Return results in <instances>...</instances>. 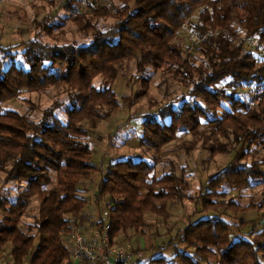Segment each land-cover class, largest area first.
Instances as JSON below:
<instances>
[{
    "label": "trees",
    "instance_id": "16d2710c",
    "mask_svg": "<svg viewBox=\"0 0 264 264\" xmlns=\"http://www.w3.org/2000/svg\"><path fill=\"white\" fill-rule=\"evenodd\" d=\"M44 2L53 15L48 13L35 38L11 47L0 40V251L9 249V260L17 264H71L67 242L90 206L80 188L99 170L92 163L90 134L120 109L114 84L129 67L131 106L149 94L158 74L157 87L165 90L160 109L143 117L141 149L159 154L178 142L188 156L200 148L209 153L201 161L204 170L217 155L232 160L201 183L196 196L190 195L189 163L178 170L171 161L170 171L159 177V157L153 165L143 157L112 162L97 187L96 202L105 205L94 224L99 233L108 230L115 246L131 232L144 234L147 217L167 222L171 206L187 201L196 210L177 237L185 251L172 261L264 264V94L246 90L264 85V52L258 48L264 46V0ZM103 19L114 22L101 24ZM68 21L87 38L85 44L43 40ZM186 23L198 43L185 35ZM50 90L65 100L56 96L39 110L40 120L2 107ZM246 190L260 192L262 201L254 193L244 204ZM33 199L39 200L38 214L26 224ZM250 211L257 216L239 217Z\"/></svg>",
    "mask_w": 264,
    "mask_h": 264
},
{
    "label": "rangeland",
    "instance_id": "374dc122",
    "mask_svg": "<svg viewBox=\"0 0 264 264\" xmlns=\"http://www.w3.org/2000/svg\"><path fill=\"white\" fill-rule=\"evenodd\" d=\"M82 8L85 9V4L82 5ZM53 10L52 6L46 4L44 0H0L1 44L4 47H11L26 42L31 38H35L39 32L37 28L40 27V25L42 26L46 21L48 22V13L53 15ZM66 14L67 13L62 12L61 15L62 17H66ZM113 22L114 21L111 19H103L101 24H112ZM41 37H43V40L46 42H54L55 38H58L63 42L77 40L82 45L86 43L87 39L84 34L78 31L76 25L70 21H68L64 27L56 28L50 38L45 34ZM19 50H22V48H19ZM192 50L193 49L190 51ZM125 72L126 75L119 76L114 84V91L121 105L120 109L111 118L103 121L96 130L92 131L89 138L93 149L92 163L99 170L92 174L89 179L82 182L83 187L80 188L79 194L82 197L90 199V206L84 213L87 214L88 221L83 225L79 224V227L76 229L88 238H91L89 234L95 231L94 226H91V222L95 220V215L100 219V217H102L101 210L103 211V208H105V205L101 206V208L99 207L96 202V193L99 182L102 180V177L105 176L112 162L128 158L138 159L143 157L144 161L153 165V159L159 157L161 158V162L157 164L156 169L157 176L159 177L165 174V172L167 173L170 171L168 164L171 163V161L176 164V169L178 170H180V167L185 163H189L190 167L187 169L189 171L187 176L192 182L190 195L196 196L200 184L206 182L209 176H213L218 171L225 169L232 160V156L217 155L214 159L212 158V160L209 161L210 168L204 170L201 161L207 160L209 158V153L200 148L192 151L188 156L183 150L178 149L180 145L178 142L165 146L159 154H155L151 150L141 149L140 137L143 134V117L147 114L155 113L160 109L159 102L165 101V90L158 89L157 87V84L161 82V75L158 74L151 84L149 94L141 98L136 105L131 106L134 93V80L132 77L134 76V71L128 67L125 69ZM101 82L102 80L99 79L97 85ZM56 96L61 101L65 100V97L60 95L57 90H50L46 93L25 94L22 100L4 104L2 107L30 114L35 120H40L42 114L39 113V110L50 107L55 101ZM154 102L156 105L153 104ZM32 104H34V108H32ZM35 106L37 107L36 109ZM156 106L159 107L157 108ZM58 114L60 116L64 115L62 111ZM184 139L187 142H194V139L189 136ZM0 176L1 187V180L4 175L0 174ZM13 187L14 186L10 185L6 191L12 190ZM254 193L256 195L255 199L261 202L263 198L260 192L256 193V191L251 190H246L242 193V202L244 204L249 203V197ZM238 197H240V195H238ZM101 202L104 203V201ZM184 205L183 207V205L173 204L170 209L172 217L167 222H163L153 216L147 217L148 226L144 228V234L140 232H131L127 234L126 240L122 241L120 238L115 246L129 248V254H132V248H139L140 250H146V248H148V250L141 253L139 252V254L135 256L133 259L134 264H160L156 261H151L159 257L169 261L167 263L163 262L162 264H181L180 258L172 261L178 253L184 252L186 248L181 237L177 239L179 236L178 232L184 229L187 218L196 210L193 207L194 204L187 201ZM38 206L39 200L33 199L28 209V216L24 220L26 224L34 223V216L38 214ZM249 215L251 214L240 213L239 217L247 218ZM249 231L250 227L246 228L243 232L247 233ZM128 239L129 242L127 241ZM170 242L173 243L170 248L155 254L157 251L155 249L167 246ZM8 250L6 249L3 252L0 251L1 263L9 259L7 256ZM133 257L134 256H131V258ZM262 260L264 262V255ZM210 263L216 264L214 260H211Z\"/></svg>",
    "mask_w": 264,
    "mask_h": 264
},
{
    "label": "built area",
    "instance_id": "2783aa9c",
    "mask_svg": "<svg viewBox=\"0 0 264 264\" xmlns=\"http://www.w3.org/2000/svg\"><path fill=\"white\" fill-rule=\"evenodd\" d=\"M182 29L192 44L199 42L200 38L187 23L182 26ZM258 48L264 52V46H259ZM246 90L252 96H258L264 94V85L261 88L249 87ZM104 215L109 217L108 213ZM98 236H100L99 239L90 240L82 232L75 230L67 242L70 250L69 262L71 264H118V262H120L119 264H132L129 248L111 246L108 230ZM0 264L17 263L8 259L5 263L0 262Z\"/></svg>",
    "mask_w": 264,
    "mask_h": 264
},
{
    "label": "crops",
    "instance_id": "0c3cea01",
    "mask_svg": "<svg viewBox=\"0 0 264 264\" xmlns=\"http://www.w3.org/2000/svg\"><path fill=\"white\" fill-rule=\"evenodd\" d=\"M250 198V197H249ZM257 212H255V211H250L249 213H247V214H251V215H249L247 218L249 219V218H253V217H255V216H257V214H256ZM192 214V213H191ZM190 214V215H191ZM189 215V216H190ZM80 217H82V218H80ZM78 219H77V222H78V227H79V224L80 225H83L85 222H87L88 221V218H87V214H84V215H82V216H80ZM87 218V219H86ZM247 218H245V219H247ZM80 219V220H79ZM98 217L95 215V220L93 221V222H91V226H94V230L95 231H92L89 235H90V237L91 238H89L90 240H94V239H99L100 238V236H98L100 233H99V231H98V229H97V227L94 225V224H96L97 222H98ZM183 230V229H182ZM181 230V231H182ZM180 232V231H179ZM179 232H178V234H179ZM168 246V245H167ZM167 246H164V247H167ZM163 247V248H164ZM171 247V246H170ZM169 247V248H170ZM133 249V248H132ZM131 249V250H132ZM139 249V248H138ZM146 249H148V248H146ZM155 250H157L156 251V253L155 254H158V253H160L159 252V248L158 249H155ZM131 256H134L131 260H132V263L134 262L133 261V259L135 258V256H137V255H132V254H130ZM0 258H1V256H0ZM7 261V260H6ZM5 261V262H6ZM4 262V263H5ZM134 264V263H133Z\"/></svg>",
    "mask_w": 264,
    "mask_h": 264
}]
</instances>
